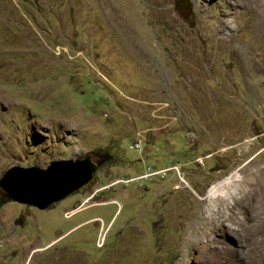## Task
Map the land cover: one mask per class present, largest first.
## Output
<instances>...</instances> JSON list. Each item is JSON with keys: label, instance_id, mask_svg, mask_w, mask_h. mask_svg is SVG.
<instances>
[{"label": "rangeland", "instance_id": "1", "mask_svg": "<svg viewBox=\"0 0 264 264\" xmlns=\"http://www.w3.org/2000/svg\"><path fill=\"white\" fill-rule=\"evenodd\" d=\"M261 20L264 0H0V180L98 165L44 211L0 188V264H264V209L190 226L226 179L264 197Z\"/></svg>", "mask_w": 264, "mask_h": 264}, {"label": "water", "instance_id": "2", "mask_svg": "<svg viewBox=\"0 0 264 264\" xmlns=\"http://www.w3.org/2000/svg\"><path fill=\"white\" fill-rule=\"evenodd\" d=\"M97 169L90 156L52 162L47 169L14 167L0 180V188L10 201L44 211L87 186Z\"/></svg>", "mask_w": 264, "mask_h": 264}, {"label": "bare ground", "instance_id": "3", "mask_svg": "<svg viewBox=\"0 0 264 264\" xmlns=\"http://www.w3.org/2000/svg\"><path fill=\"white\" fill-rule=\"evenodd\" d=\"M260 26L262 28H264V20H261ZM246 187H247L246 183H242V184H238V185H232V182L229 179H226L224 182H221L218 185H216L210 191L209 198L211 199V202L213 203L212 207L213 208H217L218 210L217 211L216 210L212 211L210 209V211L206 212V214L209 217H206L205 213L203 211V205L205 203H202V205L198 206V210L196 211V213H195V215L193 217V220H190V226L195 228L196 224L200 223L201 221L203 222V221H206V220H211L212 224L213 223H217V222L224 223L226 220L232 219L233 216H235V214L228 215V211H230V210H234L235 211L237 206H240V208H241L240 210H242L244 212H245V210L248 211L250 209L253 210L252 212H254L256 207H260L261 210L264 209V197H263V195L261 193L262 191H260L258 189H251L250 192H247V196L244 197V198H241V199H237L232 194V191L239 192L240 194L246 193V191L244 190V189H246ZM232 202L235 203L234 204V209L230 208V205H231ZM220 219H223V220L220 221ZM193 221H195V222L193 223ZM256 229L257 228H255V230ZM258 235H260V231L257 229V231L255 233L251 234V237L254 238V237H257ZM240 238L241 237L238 236V239H240ZM239 242L243 246L241 239H240ZM251 242L254 243L255 240L252 239ZM222 247H223V251H226V252L229 251V245L228 244H223ZM260 263H264V261H261Z\"/></svg>", "mask_w": 264, "mask_h": 264}, {"label": "built area", "instance_id": "4", "mask_svg": "<svg viewBox=\"0 0 264 264\" xmlns=\"http://www.w3.org/2000/svg\"><path fill=\"white\" fill-rule=\"evenodd\" d=\"M141 149V144H137L134 146V150H140Z\"/></svg>", "mask_w": 264, "mask_h": 264}]
</instances>
